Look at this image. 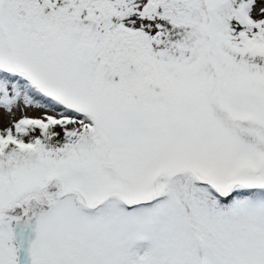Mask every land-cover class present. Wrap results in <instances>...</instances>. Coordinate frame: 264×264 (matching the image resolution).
<instances>
[{
	"label": "snow or ice",
	"instance_id": "snow-or-ice-1",
	"mask_svg": "<svg viewBox=\"0 0 264 264\" xmlns=\"http://www.w3.org/2000/svg\"><path fill=\"white\" fill-rule=\"evenodd\" d=\"M0 264H264V0H0Z\"/></svg>",
	"mask_w": 264,
	"mask_h": 264
}]
</instances>
